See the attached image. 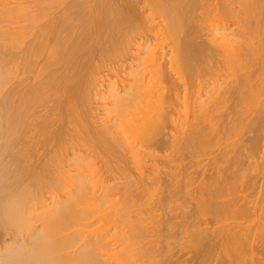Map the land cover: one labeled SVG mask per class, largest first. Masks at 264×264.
Returning a JSON list of instances; mask_svg holds the SVG:
<instances>
[{
	"label": "bare ground",
	"instance_id": "bare-ground-1",
	"mask_svg": "<svg viewBox=\"0 0 264 264\" xmlns=\"http://www.w3.org/2000/svg\"><path fill=\"white\" fill-rule=\"evenodd\" d=\"M67 3L65 17L48 18L32 33L25 30L34 17L21 16L29 20L24 29L14 28L22 19L13 20L15 8L3 15L13 25L5 31L0 57V264H135L136 258L178 264L176 246L168 241L173 217L154 216L150 208L148 218H138L131 182L123 185L119 200L105 192L104 175L129 180L127 161L143 184L141 195L158 196V203L193 202L187 218L198 224L180 232L186 235L181 249L191 253L192 264H264V171L260 178L247 173L251 158L264 156V0ZM73 12L84 14L79 30L60 23L72 22ZM211 15L218 23L203 33ZM166 39L167 50L161 45ZM110 58H123L121 72L109 81H90ZM231 133L241 138L231 142ZM144 143L175 153L179 164L189 162L169 164L162 174L155 164L143 171L146 163L159 162ZM54 146L65 150L66 170L54 168L60 152ZM201 153L209 157L200 166L204 160H194ZM94 155L104 159L103 172L89 163ZM256 164L251 170H262L264 159ZM193 166L198 170L189 171ZM230 192L237 197L223 200ZM233 206L243 222L223 224ZM86 212L127 231L108 237L104 229L85 230L91 225L82 223ZM207 213L210 219L198 218ZM75 226L83 229L64 233ZM83 237L78 251H68Z\"/></svg>",
	"mask_w": 264,
	"mask_h": 264
},
{
	"label": "rangeland",
	"instance_id": "rangeland-1",
	"mask_svg": "<svg viewBox=\"0 0 264 264\" xmlns=\"http://www.w3.org/2000/svg\"><path fill=\"white\" fill-rule=\"evenodd\" d=\"M53 1H55V2H53ZM58 1H60V2H58ZM63 1V2H62ZM64 1H66V2H64ZM67 1L68 2H70V0H51V2H50V0L48 1V0H0V13H3L1 16H3V15H5L4 14V12L5 11H9V8H11V10H13L14 8V10L13 11H15V10H17V11H15L16 13H18L17 14V17H13L12 16V18H13V20L14 19H16V18H20L21 16L22 17H24V18H28L29 17V19H31V18H33L34 19V21H35V23H34V21H33V23H31V21L28 23V21H24V19L22 20V19H19L18 21L20 22V24H15L14 25V28L15 27H22L23 26V28H24V24L26 25L27 23V26H26V28L27 27H29V28H27V30H25L26 32H30V33H32V31L33 30H36V28L37 29H39L41 26H43L46 22L45 21H47V19L49 18H58L59 17V15H61V17H65V16H62V13L63 14H65L64 12L65 11H63V10H65L64 8L66 7V5L65 4H68L67 3ZM85 1V0H84ZM90 1V2H89ZM92 1V2H91ZM49 2V3H48ZM58 2V3H57ZM95 3V0H86V3L89 5V6H93V4ZM39 3V4H38ZM41 3V4H40ZM46 3V4H45ZM92 4V5H91ZM43 5V6H42ZM46 5H47V7H46ZM39 6V7H38ZM52 6V7H51ZM8 8V9H7ZM42 8V9H41ZM6 9V10H5ZM23 11H22V10ZM44 10H45V13L46 14H44ZM40 11H42L43 13H41ZM63 11V12H62ZM21 12H23V13H21ZM61 13V14H60ZM7 14V13H6ZM43 14V16H40V15H42ZM72 14H74L73 16H72ZM72 14H70L71 15V17L73 18V20H74V22H73V20L71 19V21L72 22H70V20L68 19L67 20V18L66 19H63V21L62 22H60V23H64L65 25L66 24H68V23H72L73 24V27H77L76 29L77 30H79L78 28V23H79V21H80V19L84 16V14H83V12H73ZM35 15V16H34ZM48 15V16H47ZM54 15H56V16H54ZM20 16V17H19ZM155 16V15H154ZM3 17H4V19H3ZM3 17H1L0 18V33H2V32H4L5 34H0V57H2L3 55H4V44L5 43H7V41H6V39H5V36H7L6 34H8L7 32H9V31H7V30H9L8 29V26H11V25H13V24H9V22H8V19L7 18H5V17H8L7 15L6 16H3ZM31 17V18H30ZM68 17V16H67ZM71 17H69V18H71ZM74 17H75V19H74ZM79 17V18H78ZM81 17V18H80ZM8 18H10V17H8ZM60 18V17H59ZM76 18H77V20H76ZM155 18H156V16H155ZM217 18L218 17H215L214 15H211L210 17H208L207 18V21L206 22H204L203 23V27H205V30L203 31V33H206L207 32V29H211L214 25H216L217 23H218V20H217ZM6 19V20H5ZM37 20V22H36V20ZM44 19V20H43ZM158 19V18H157ZM157 19H155L154 20V22H156V21H158ZM12 20V19H11ZM12 20V21H13ZM17 20V19H16ZM32 20V19H31ZM57 20H59L60 21V19H57ZM61 20H62V18H61ZM78 21V22H76V21ZM15 21V20H14ZM17 21V22H18ZM23 21L24 22H27V23H23ZM66 21H68V23H66ZM16 22V21H15ZM14 22V23H15ZM41 22V23H40ZM56 22V21H55ZM58 22V21H57ZM13 23V22H12ZM60 23L57 25V23H56V25H57V29H59L58 31H59V33L61 32V30H63V24H61L60 25ZM75 23H76V25H75ZM9 24V25H8ZM30 24V25H29ZM55 24V23H54ZM33 25V26H32ZM38 25H39V27H38ZM75 25V26H74ZM62 26V27H61ZM59 27V28H58ZM61 27V28H60ZM12 28V27H11ZM14 28H12V30L14 29ZM26 28H24V29H26ZM7 29V30H6ZM17 29V28H16ZM31 30V31H28V30ZM15 30V29H14ZM55 30H56V26H55ZM5 31H7V32H5ZM37 31V30H36ZM36 31H34V32H36ZM58 31L56 30L55 32H57L58 33ZM64 31V30H63ZM62 31V32H63ZM76 31V30H75ZM33 32V33H34ZM65 32H63V35H62V33H61V39L62 38H64L65 37V34H64ZM3 35H4V37H3ZM137 35V34H136ZM29 36H31V35H29ZM264 36V35H263ZM32 37V36H31ZM31 37H27V39L28 40H30V39H32ZM7 38V37H6ZM27 40V41H28ZM137 40H139V38L137 39ZM136 40V41H137ZM140 40H141V38H140ZM167 40V39H166ZM201 40L202 41H206V36H202L201 37ZM142 41V40H141ZM155 43V42H154ZM163 43V42H162ZM161 43V45L163 46H166L165 47V49L166 48H168L169 46H170V44H168L169 46L167 47V43H170L169 42V40H167L166 42H164L163 44ZM167 50V49H166ZM42 57V56H41ZM126 58V57H125ZM124 58V59H125ZM38 60H41L40 58H38ZM120 60V61H119ZM112 59V58H110V59H106V60H104L105 61V63H106V61H107V65L105 66H102V67H100L98 70H96V73L95 72H93V74L91 75V77L89 78V80L91 81V80H93L92 78H94V80H95V77H97V82L99 81L100 82V80H101V82L102 81H105V80H111V79H113L112 77H113V74L114 73H116L115 75H117V74H119L120 72H121V70H122V68H121V70H120V66H122V64L124 63V60H123V58L122 59ZM122 60V61H121ZM127 60V59H126ZM125 60V64L123 65V68L124 67H127V61ZM109 61V62H108ZM97 63L98 62H94L93 64H91V66H95V64L97 65ZM121 64V65H120ZM254 64V63H253ZM253 64H251V65H253ZM255 64H259V61H258V63L257 62H255ZM255 64L253 65V67L255 68H257L258 66H255ZM260 65V64H259ZM259 67H261V66H259ZM259 67L257 68V69H259ZM253 68V69H254ZM255 68V69H256ZM118 69V70H117ZM120 70V72L118 73V71ZM260 71V70H259ZM258 70H257V72H259ZM224 72V71H223ZM227 73L225 74V73H222V75L223 74H225V75H227V74H231V72L229 71V73H228V71H226ZM256 72V73H257ZM95 74V75H94ZM258 75H260V76H262V73L260 74V72L259 73H257ZM256 74V75H257ZM263 75H264V72H263ZM120 76H121V74H120ZM260 76H258V77H260ZM257 77V78H258ZM263 77V76H262ZM261 77V78H262ZM260 78V79H261ZM264 78V77H263ZM262 78V79H263ZM261 79V80H262ZM229 80H230V77H229ZM263 81H264V79H263ZM93 82V81H92ZM91 82V83H92ZM97 82L95 81V83H96V85H97ZM94 85V84H93ZM96 85L94 86V87H96ZM93 88V87H92ZM91 90H93L91 93H92V95H94V93H96V92H94V90H96V88H93V89H91ZM264 97V96H263ZM262 97V98H263ZM261 98V97H260ZM261 98V99H262ZM95 98H92V100H91V102H93V103H91V108L92 109H96V107L98 108V105L96 106V103H95V100H94ZM43 107V106H42ZM254 107V106H253ZM252 107V108H253ZM39 110H41L42 112H44L45 110L43 109V108H40ZM95 114V113H94ZM97 125V124H96ZM97 126H99V125H97ZM170 128H168V129H165V132H169L168 130H169ZM232 134V133H231ZM230 134V137H231V139H229L231 142H234V141H237V139H238V137H239V139L241 138V133H235L234 135L232 134L231 135ZM249 135H251L250 133H248ZM246 135L245 134V136H249V135ZM236 135V136H235ZM237 135H238V137H237ZM169 136H170V134H166V135H164V136H162L161 137V139L164 141V140H167L168 138H169ZM235 136V137H234ZM233 137H234V139H233ZM237 137V138H236ZM44 137H39L38 139L39 140H42ZM227 143H229L228 141H226ZM144 145H146V147H148V148H150L151 150H154V152H155V156L157 157V159H159V162L157 163V162H154V163H151V162H148V163H146L145 164V166H144V169H143V171H145V169L147 170L146 172H148L149 170H150V168H151V166H153L154 164L157 166V168H158V170L160 171V174H162L163 172H168V165L170 164L171 166H177V165H182L183 166V164H185V163H188L189 162V160L188 159H186V161H185V159H184V161H182V162H180V164H179V162L178 161H176V155H175V153H173V152H171V151H163V150H161L160 148H158V147H156L155 145H152V144H150V143H144ZM81 146H83V145H81ZM81 146H79L78 144H75L74 146H72L75 150H81L82 152L84 151V150H86L87 148L86 147H81ZM37 147L39 148V145H37ZM71 147V146H70ZM70 147H67L68 148V150H66L67 152H69V149H70ZM46 147L45 146H43L42 147V149H45ZM48 149L49 148H51V147H47ZM52 148H54V150L55 151H60L59 153H58V156L55 158V162H54V168H56L57 167V165L59 166V164L61 165V167L63 166L65 169L64 170H66V166H68V162H65L62 158H63V154L65 153V150H60V148L59 147H56V146H54V147H52ZM52 148H51V150H52ZM59 148V149H58ZM56 149H58V150H56ZM53 151V150H52ZM85 154L87 155V154H89L90 155V150H86V152H85ZM261 154V153H260ZM261 156H263V154L261 155ZM62 157V158H61ZM208 157L209 156H205V155H203L202 153H201V155L200 156H198V158H196L194 161H200V163H201V160H204V161H202V163L200 164V166L201 165H204V164H206V162H207V160H208ZM185 158V157H184ZM258 158H260V156H256V157H252L251 158V160H252V168H249L248 170H247V173L249 174V175H253L254 174V176L256 175V176H258V178H260L261 176H263L262 175V172L264 171L263 169L264 168H262V170L259 168V170H251V169H254V167H253V165L254 164H256V163H260V161L262 160V159H264V156H263V158L260 160V159H258ZM257 159V160H256ZM102 160H104L102 157H98V156H96V155H94V158H91V159H88V161H89V163H92V166H94L96 169H98V170H101V172H103L104 171V163H103V161ZM250 160V161H251ZM188 161V162H187ZM254 161H255V163H254ZM259 161V162H258ZM65 162V163H64ZM58 163V164H57ZM55 164H56V167H55ZM257 165V164H256ZM110 166V168H112L113 166H114V164H110L109 165ZM123 166H125V168H127V170L130 172V178H129V180H124V179H119L118 178V176L116 175V174H114V175H111L110 173L109 174H107V175H104L103 176V178L104 179H106L107 181H108V185H109V187L105 190V192L106 193H108V194H110L112 197H111V199H113V201H116V200H119V196H118V194H119V191L123 188V185L125 186V184L127 183V182H131V185H132V187L130 188V191L131 192H134V194H133V196H135L134 198H133V202H135V205H134V207L132 208L133 209V211H135V213H140L137 217L138 218H148V216H150V215H148L149 213L147 212V210L148 209H150V208H153L154 209V212H152V215H154V216H156V215H159L160 217H162V216H165V217H173L172 219H171V224H169V226H168V228L170 229V234L171 235H173V237L172 238H170L168 241L169 242H172L175 246H176V249L174 250V251H176V253L174 254V257H173V259L174 260H177V262H178V264H192L194 261H192V256H191V253H187V250L186 249H181V247H183L184 245H180L184 240V237L186 236L185 234L183 235V234H180V232L182 231V230H186V229H188V231H193L194 229H192L191 228V226H190V224H198V223H196V220H194L193 218H187V216L189 215V214H192L193 213V211H194V204H193V202H189L188 204H186V205H183V204H181V201H178L177 200V198H171L170 200H168V201H161V202H159L158 203V201H159V199H158V196L156 197V196H152V197H150V198H147V197H145V196H143V194L141 195L140 194V192H141V190H142V187H143V184H141L139 181H138V179H137V177H136V174H135V172L133 171V168H134V166L130 163V162H128L127 161V164H125V162H123ZM58 168V167H57ZM59 170V169H58ZM112 170H114V169H112ZM195 170H198V167H196V166H193L189 171H195ZM251 170V171H250ZM261 170V171H260ZM249 171V172H248ZM256 171V172H255ZM100 172V173H101ZM245 172V171H244ZM259 172H260V174H259ZM244 174V176H245V174H246V172L245 173H243ZM243 174H241V175H243ZM260 176H259V175ZM241 175H239V177L241 176ZM246 176H248L247 174H246ZM154 177V175H152V174H150L149 175V178L151 179V178H153ZM162 177H164L163 175H162ZM243 176H241V178H242ZM113 178V179H112ZM114 178H115V180H114ZM245 177H243L242 179H244ZM247 178V177H246ZM238 180L240 179V178H237ZM241 180V179H240ZM110 181V182H109ZM264 182V180L263 179H261V182ZM47 191V190H46ZM45 191V192H46ZM65 191V190H64ZM64 191H62V192H64ZM61 192V193H62ZM231 193V192H230ZM236 193V192H235ZM233 192L231 193V195L229 194V196L228 197H226L225 196V198L223 199V200H229V199H232V198H236L235 197V195L233 194ZM239 195V194H238ZM47 198V197H46ZM146 198L147 199H149V200H146ZM153 198V199H152ZM153 200V202H152V204H154V206H151V205H149V203H151V201ZM233 200H235V199H233ZM237 200V199H236ZM236 203H237V201H236ZM239 204H240V202H239ZM235 205V204H234ZM236 206H238V205H236ZM236 206H233V207H231L232 209V212L230 213V214H228L230 211H228V213H224L225 215L224 216H226V217H224V219L225 220H221V222L222 221H224L223 222V224H226L225 223V221L227 222V223H231V224H233V223H235V224H237L236 222H238V223H241V222H243V220L242 219H240V217H239V215H238V213H236V212H234V210H236ZM131 209V210H132ZM153 209H150L151 211H153ZM223 215V214H222ZM136 217V215L134 214V213H132L131 215H130V217ZM210 214L209 213H207V214H205V215H199L198 216V218H200V219H206V218H209L210 219ZM176 217V218H175ZM86 218H88L87 220H85V221H83L82 223H84V224H88V223H90L91 225L87 228L86 227V229H85V227H84V229L85 230H93V229H96V228H98L99 230H101V229H104V231L106 230V232L108 233V237L110 236V235H114V237H117V236H119L120 235V233H122V232H125V231H127L126 229H123V230H121V228H118V229H115L114 228V224L113 223H111V222H108L106 219H104V220H99L98 219V217H97V215L95 214V213H93V212H88V214H87V212H86ZM134 220V219H133ZM207 220V219H206ZM242 220V221H241ZM249 220V219H248ZM247 221V219L244 221V222H246ZM93 223V224H92ZM252 222L251 221H247L246 222V224H251ZM37 224H39V223H36V225ZM253 224V223H252ZM189 226V227H188ZM182 228V229H181ZM79 229H83V228H81V227H73V228H71L70 230H68V231H65L64 233H69V232H71V233H73L74 231H76V230H79ZM73 231V232H72ZM107 237V238H108ZM84 238L85 237H83L82 239H81V241H79L78 243H76L75 244V246H73L71 249H69L68 251H70V252H72V251H75V250H77L79 247H81L80 245L83 243V240H84ZM107 240V239H106ZM160 240H162V237L160 238ZM145 242H146V240H145ZM141 243L142 242H140L139 243V246L141 245ZM113 243H111L110 245H109V247L111 248V247H115V246H113L112 245ZM138 246V245H137ZM116 250H119V249H116ZM78 251V250H77ZM105 251V250H104ZM133 253V252H132ZM101 259H107V258H105V257H102ZM190 260V261H189ZM120 261V260H119ZM133 261L135 262V264H145V258H136V259H133ZM107 264H111L108 260H107V262H106ZM130 264V263H129Z\"/></svg>",
	"mask_w": 264,
	"mask_h": 264
}]
</instances>
